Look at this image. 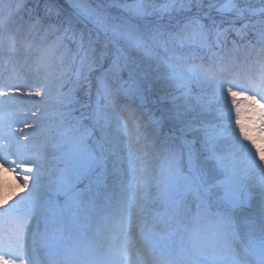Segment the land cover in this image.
Instances as JSON below:
<instances>
[{
    "label": "snow or ice",
    "instance_id": "6c2138e0",
    "mask_svg": "<svg viewBox=\"0 0 264 264\" xmlns=\"http://www.w3.org/2000/svg\"><path fill=\"white\" fill-rule=\"evenodd\" d=\"M42 11L0 66V185L27 193L0 264H264V0Z\"/></svg>",
    "mask_w": 264,
    "mask_h": 264
},
{
    "label": "rangeland",
    "instance_id": "374dc122",
    "mask_svg": "<svg viewBox=\"0 0 264 264\" xmlns=\"http://www.w3.org/2000/svg\"><path fill=\"white\" fill-rule=\"evenodd\" d=\"M26 1L27 0H3L4 4H12L13 7L16 9V11L12 15V17L14 19H13V21H11L9 23V27L8 28H7V26H6V28L0 27V33L3 34L6 31V33H7L6 34V40L9 36H20L21 40H20V45H17V47L19 48L18 52L13 51V50L5 47V49L3 50V54L0 55V64H2V63L4 64V62H5L4 58H5L6 53H8L9 59L10 58L14 59V60L21 59L23 52H24V48L22 47V45L25 43V41L23 40V37H22L21 33L18 31V29L20 28V26L23 24L24 21L28 20L29 14L36 15V14H38V11H40V9H42L44 7V0H30L31 1L30 5L27 4ZM251 2L258 4L259 0H251ZM29 6L30 7L34 6V8L31 7V13H27V14H25L24 17L18 18L21 16V13H24L26 11V8ZM7 15H8V13L6 11L0 10V18L7 17ZM18 19H20V21H21L19 26L16 23V22H18ZM80 27L84 28L85 26L81 25ZM224 27H228V25L225 24ZM237 27H239V25ZM232 34H233V36H232ZM232 37H234V39L240 38L239 36L236 35L235 32H232L229 35V39H232ZM54 40H55V36L49 37L50 42L54 41ZM245 41H247V40H245ZM73 47H74V45H73ZM230 47H232V45ZM248 51L253 58H255L258 55V49L252 47L251 45H249ZM241 55H243V50L241 51ZM17 69H18V71H21V72H25V73L28 72V69L21 67V65L19 63L17 64ZM33 99H36V98H33ZM237 99L239 100L240 98L238 97ZM246 106H247V102H242V107H244L246 109ZM256 107L259 108V104H257ZM21 119L34 120L35 117H32L31 114H29L27 117H22ZM242 122L247 123L246 121H242ZM233 126H234V120H233ZM17 130H19V131H17ZM13 131H17V134L20 136L30 135L32 133V129L24 128L23 123H21L19 121H17L14 124ZM237 134H238V129H237ZM21 142L24 143V141H21ZM258 146L264 148V145H261L259 142H258ZM258 156H259V154H257V162H259ZM261 167H264V164H262ZM26 194H27L26 191H20L17 183H15V182H9L7 184L0 185V209H3L8 203H10V204H12V206H14L16 204L17 200H19V198L21 196H25ZM12 219H15L17 222L16 218H12ZM16 222L14 223V225H16L15 228L17 227Z\"/></svg>",
    "mask_w": 264,
    "mask_h": 264
},
{
    "label": "trees",
    "instance_id": "16d2710c",
    "mask_svg": "<svg viewBox=\"0 0 264 264\" xmlns=\"http://www.w3.org/2000/svg\"><path fill=\"white\" fill-rule=\"evenodd\" d=\"M26 3L30 5V4H31V1H30V0H27ZM33 8H34V6H33ZM36 10H37V9H36ZM40 10H41V9H40ZM232 36H233V34H232ZM239 39H240V38H238V40H239ZM236 40H237V39H236ZM238 40H237V41H238ZM228 42H229V44H230V43H231V40H229Z\"/></svg>",
    "mask_w": 264,
    "mask_h": 264
}]
</instances>
